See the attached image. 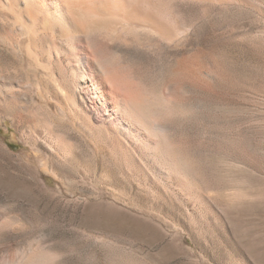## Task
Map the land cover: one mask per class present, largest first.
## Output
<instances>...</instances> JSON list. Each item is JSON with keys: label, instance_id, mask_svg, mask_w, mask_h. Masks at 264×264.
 I'll return each instance as SVG.
<instances>
[{"label": "rangeland", "instance_id": "obj_1", "mask_svg": "<svg viewBox=\"0 0 264 264\" xmlns=\"http://www.w3.org/2000/svg\"><path fill=\"white\" fill-rule=\"evenodd\" d=\"M162 1L176 42L111 51L178 97L163 126L194 193L60 95L57 64L0 16L2 238L21 264H264V0Z\"/></svg>", "mask_w": 264, "mask_h": 264}, {"label": "bare ground", "instance_id": "obj_2", "mask_svg": "<svg viewBox=\"0 0 264 264\" xmlns=\"http://www.w3.org/2000/svg\"><path fill=\"white\" fill-rule=\"evenodd\" d=\"M163 3L0 0V16L26 38L36 58L46 56L57 64L54 82L60 95L89 120L109 128L111 135L137 147L156 174L166 181L174 180L183 192L194 193L198 187L193 162L171 144L163 126L183 113L178 97L166 94L165 79L146 85L120 76V57L111 51L115 45L129 47L156 37L170 43L178 39L177 17L169 21V10H164ZM10 226L0 210V264H21L29 250L19 255L14 253L11 238L5 243L3 231Z\"/></svg>", "mask_w": 264, "mask_h": 264}]
</instances>
